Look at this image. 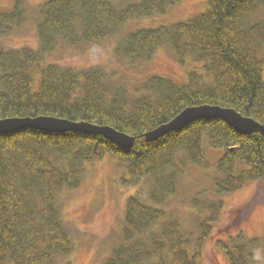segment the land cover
Here are the masks:
<instances>
[{"label":"trees","instance_id":"1","mask_svg":"<svg viewBox=\"0 0 264 264\" xmlns=\"http://www.w3.org/2000/svg\"><path fill=\"white\" fill-rule=\"evenodd\" d=\"M176 1L45 0L38 47L0 43V117L56 115L109 124L135 137L122 148L79 131L0 133V264H72L74 241L59 197L81 184L88 163L106 155L124 167L125 184L139 188L128 196L120 237L101 264H201L225 206L222 195L264 180L260 131L241 133L223 119L201 118L145 138L185 107L206 103L264 123V0H206L205 10L128 31L116 45V54L131 62L148 60L162 44L179 61L191 56L202 69L190 70L184 82L153 74L131 91L100 66L46 61L59 41H102ZM26 8L15 0L11 9H0V37L25 20ZM210 150L218 152L213 159ZM259 244L242 230L216 240L230 264H257Z\"/></svg>","mask_w":264,"mask_h":264},{"label":"rangeland","instance_id":"2","mask_svg":"<svg viewBox=\"0 0 264 264\" xmlns=\"http://www.w3.org/2000/svg\"><path fill=\"white\" fill-rule=\"evenodd\" d=\"M24 1L27 7L25 20L0 37V43L6 46H39L37 22L40 5L45 0ZM14 3L15 0H0V9L9 10ZM206 7V0H177L166 12L132 19L102 41L80 45L59 41L55 50L46 55V61L75 69L100 66L115 82H125L131 91L153 74L184 82L190 70L202 69L191 56L185 55L184 61H179L175 51L169 45L162 44L148 60L131 62L119 57L115 47L128 31L185 20ZM262 55L264 57V49ZM39 81L37 73L35 88ZM217 155L218 152L214 150L208 153L210 159ZM127 178L128 174L118 160L106 155L88 163L78 187L65 189L61 193V215L74 241L70 255L72 264H101L119 239L127 198L139 188L125 184L124 179ZM222 198L225 206L213 233L204 244L201 264H230L225 252L216 245V240L241 230L247 236L260 238L261 244L255 247L254 258L257 264H264V180L248 181L239 189L223 194Z\"/></svg>","mask_w":264,"mask_h":264},{"label":"water","instance_id":"3","mask_svg":"<svg viewBox=\"0 0 264 264\" xmlns=\"http://www.w3.org/2000/svg\"><path fill=\"white\" fill-rule=\"evenodd\" d=\"M219 118L241 133L260 131L264 135V123L245 116L233 107L215 104H200L185 107L170 121L160 124L145 133L146 140H155L170 130L180 129L197 119ZM33 128L45 132L79 131L87 134H100L122 148H130L135 140L133 135L109 124H99L87 120H72L56 115L0 117V133H11Z\"/></svg>","mask_w":264,"mask_h":264}]
</instances>
